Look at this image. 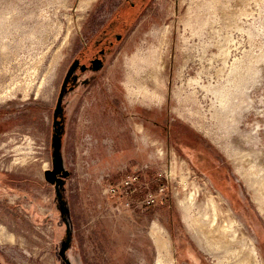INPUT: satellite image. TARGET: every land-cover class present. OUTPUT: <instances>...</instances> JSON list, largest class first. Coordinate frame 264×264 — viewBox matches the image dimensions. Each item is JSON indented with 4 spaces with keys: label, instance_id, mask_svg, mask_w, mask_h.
I'll list each match as a JSON object with an SVG mask.
<instances>
[{
    "label": "rangeland",
    "instance_id": "obj_1",
    "mask_svg": "<svg viewBox=\"0 0 264 264\" xmlns=\"http://www.w3.org/2000/svg\"><path fill=\"white\" fill-rule=\"evenodd\" d=\"M140 2L91 81L67 75L127 0H0V264H264V0Z\"/></svg>",
    "mask_w": 264,
    "mask_h": 264
},
{
    "label": "flooded vegetation",
    "instance_id": "obj_2",
    "mask_svg": "<svg viewBox=\"0 0 264 264\" xmlns=\"http://www.w3.org/2000/svg\"><path fill=\"white\" fill-rule=\"evenodd\" d=\"M127 2L131 6L130 8L124 7L115 12L97 34L88 39L84 48L80 51L74 67L69 70L68 79L77 74L76 71L79 70L80 73L88 72L90 74L89 79L93 81L97 73L104 69L108 57L115 51L118 43L124 37L122 30H124L126 22L130 18L131 11H135L141 3L140 0H127Z\"/></svg>",
    "mask_w": 264,
    "mask_h": 264
},
{
    "label": "bare ground",
    "instance_id": "obj_3",
    "mask_svg": "<svg viewBox=\"0 0 264 264\" xmlns=\"http://www.w3.org/2000/svg\"><path fill=\"white\" fill-rule=\"evenodd\" d=\"M236 7H234L231 10V14L230 16H233L235 14H242L246 11V8L244 7L243 3L240 2L237 4H234ZM158 36V35H157ZM162 46V45H161ZM156 48L155 46L151 47L148 49V52L146 55H142V63L138 64L141 65V67L136 69V74L142 73V77L145 78L147 76H152L153 80L156 83L158 82V73L161 70V65L159 64V59L161 60V51L158 49H161L162 47ZM163 50V49H161ZM149 67V69H148ZM135 73V72H134ZM130 85L132 86V89H129V94H130V98L132 97H137L138 95H140L144 100H149L151 101L153 98H157L160 99V96L154 91L151 90L149 87H147L146 83L139 80L136 81L135 77H131L129 80ZM160 81V80H159ZM147 82V81H146ZM161 85V83H159ZM155 87V86H154ZM158 87V86H157ZM157 87L155 88V90L157 89ZM158 90V89H157ZM159 91V90H158ZM11 94V89H7L5 92L0 93V99L5 98L7 96H9ZM19 147V146H18ZM21 152V151H20ZM186 203V202H185ZM193 203V202H192ZM186 205V204H185ZM190 205V204H189ZM188 204L184 207H182L183 209V216L186 220V222L188 223V225L190 226V228H193L194 224H198L200 225V221H199V217L198 220L196 219V217H192L190 214V209L191 207ZM181 206H183V204L181 203ZM192 206V204H191ZM208 206V205H207ZM206 209V208H205ZM202 211V210H201ZM205 211V210H204ZM203 211V212H204ZM206 213V211H205ZM204 214V213H203ZM200 215V214H199ZM206 215V214H205ZM198 221V222H197ZM196 224V225H197ZM1 228V227H0ZM155 229L158 230L159 228L157 227V225H155ZM2 230V229H1ZM159 231V230H158ZM235 232V231H234ZM13 239V238H12ZM155 239V238H154ZM3 242V241H2ZM160 242V241H159ZM166 243V242H165ZM164 242H160L161 245H163V247H165L166 249H168V247H166V244ZM161 250V248H160ZM159 253V252H158ZM160 254V253H159ZM162 254V253H161ZM240 255V253H238ZM238 255V256H239ZM242 255V253H241ZM237 256V258H238ZM246 256V255H245ZM228 258V257H227ZM229 259V258H228ZM232 264V263H231ZM235 264H253L251 259L249 257H243V259L239 260V262H235Z\"/></svg>",
    "mask_w": 264,
    "mask_h": 264
},
{
    "label": "water",
    "instance_id": "obj_4",
    "mask_svg": "<svg viewBox=\"0 0 264 264\" xmlns=\"http://www.w3.org/2000/svg\"><path fill=\"white\" fill-rule=\"evenodd\" d=\"M61 95L58 97L55 109H54V117H55V124H59V120L56 119L57 115L60 113L61 106H60ZM59 132V131H58ZM54 138V150H53V166L52 168H47L44 171L45 179L50 183H55L57 185L62 183L63 177L68 176L69 171L64 168L61 157L58 150V134L55 133Z\"/></svg>",
    "mask_w": 264,
    "mask_h": 264
},
{
    "label": "crops",
    "instance_id": "obj_5",
    "mask_svg": "<svg viewBox=\"0 0 264 264\" xmlns=\"http://www.w3.org/2000/svg\"><path fill=\"white\" fill-rule=\"evenodd\" d=\"M150 120H152V118H150Z\"/></svg>",
    "mask_w": 264,
    "mask_h": 264
}]
</instances>
